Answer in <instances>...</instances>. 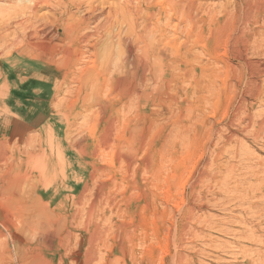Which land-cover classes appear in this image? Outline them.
<instances>
[{
  "label": "rangeland",
  "instance_id": "rangeland-1",
  "mask_svg": "<svg viewBox=\"0 0 264 264\" xmlns=\"http://www.w3.org/2000/svg\"><path fill=\"white\" fill-rule=\"evenodd\" d=\"M204 2L216 9L205 16L207 23L199 32L193 30L187 44L181 38L171 42L182 49L188 45L191 51L184 56L194 64L200 57L205 65L207 99L200 113L190 105L196 93L185 97V88L194 90V78L186 75L183 81L179 68L167 105L105 91L100 105L89 106L91 97L76 90L77 77L65 79L55 65L58 54L52 59L40 41L29 47L10 44L23 34V28L15 29L16 22H11L23 16L15 14L17 20L12 2L0 4L6 8L0 11V36L8 35L0 40V101L8 92L3 76L9 72L16 84L24 80L16 106H30L33 112L23 115L38 123L25 128L22 114L0 103V176L7 170L19 176L22 199L48 206L49 218H63L73 233L76 264H264V4ZM51 12L48 6L38 7L36 16L51 18ZM22 54L41 57L42 62L23 60ZM31 70L48 75V90L33 89L35 81L27 77ZM30 84L32 90L26 88ZM47 157L53 168L42 175L40 163Z\"/></svg>",
  "mask_w": 264,
  "mask_h": 264
},
{
  "label": "bare ground",
  "instance_id": "bare-ground-1",
  "mask_svg": "<svg viewBox=\"0 0 264 264\" xmlns=\"http://www.w3.org/2000/svg\"><path fill=\"white\" fill-rule=\"evenodd\" d=\"M204 1L205 0H116V3L115 4L113 3L114 5H112L110 3H107L105 0H99V1L98 0H0L1 2L0 4H6L5 2L7 3L12 2L14 6L12 5L11 7H14L15 10V12L13 10L14 15L15 14L20 15L19 12H22L21 14L23 16V20L18 22L14 18H12L14 17L12 16L11 18L14 19V21H12L11 23L16 22L17 27L14 24L11 25H14L15 29L18 27L20 29L22 27L23 34L18 31V33L22 35L20 37L18 36L14 37V34L12 33L14 38L12 41H10L13 43L10 44L26 43L25 45L28 44L34 45V44H38L37 41H40L39 45L46 47L48 51L51 52V55H53L51 57L52 59H54L56 54H58L59 56L57 60L59 59V61L56 62L55 65L61 68L60 70L62 71V75H64L65 79L67 77L69 78L70 76L77 77L76 90L79 91L81 94L85 95V98L86 95H89L91 97L92 102H89L90 103L89 106L99 104V100H101L99 99V96L105 91H112L113 93L115 92L131 100H133L134 98L136 99L139 98V100L145 98L146 103L153 102L154 105H156L158 101L159 103L161 101H164L166 102L167 105L168 104L167 101L172 96L170 94V91L174 89V88L172 89V87H174L172 86L173 85L172 81H174L175 78L174 73L175 70L179 68L180 70L183 71L182 72V75L184 77L182 78L183 81L186 78L185 77L186 75L191 79L194 78L193 81L194 88L193 87L192 88L195 91L185 88V97L186 99L191 98L192 92L196 93L195 95L192 94L195 98L193 97L194 102H190V105L194 103L196 111L198 110V112L200 113L201 111L205 112V107H203L204 105L202 104V100L207 99L203 97L204 89L205 87H207L206 86L207 84L206 85L204 84L207 81V79L204 77L206 74L205 72H207L205 71V65L200 57L198 58L196 57L197 59L194 64L193 62L190 61V58L187 59L188 55L186 57L184 56L185 52L191 51V48L188 45L187 46L185 45L186 48L182 49L181 47H183V45H177L171 42L175 40L177 41L178 38H181L183 39V41L181 42L183 44L185 43L187 44V41L190 38V35L193 32V30L196 29V31L199 32V30L202 29L203 24L207 23L205 22L206 19L205 16L207 14L210 15L209 14L210 12H215L216 9L214 8L215 11L214 9H209V6H207V3L205 4ZM262 1L264 4V0ZM245 3L246 5H248L247 4L248 1L247 2L245 1ZM16 5H18L17 8ZM42 6H48L50 8V10L52 11L51 15H49L48 13L47 14L51 18L47 16H46L47 18L36 16V10L38 9V7H42ZM242 6L243 5H241V7ZM213 7L214 5L212 6V8ZM256 7H258V5H256ZM216 8L220 9L218 6ZM5 10L6 8L3 5H0V11L2 12ZM245 10L247 11V9ZM255 10H259V9H255ZM250 11L252 10L250 9L249 12ZM19 17L17 20H19ZM248 19L249 20L254 19V21L251 22L253 23L256 22L255 18L253 17L251 18V16ZM261 19H263V17ZM3 27H1L0 29H2ZM253 27L254 26H252V28L250 29L252 30ZM27 29L28 32L29 30H31L29 33L27 32L29 34V37H27L28 34L25 33ZM250 29L248 28V30ZM256 30L258 29L256 28ZM15 31L14 33L16 35ZM258 32L256 31V33ZM248 34H250V32ZM252 34H250V36ZM60 35H62V38H59ZM254 35H252L251 37L253 38ZM170 36H172V38H170ZM198 36L201 39L200 34H198ZM6 38H8V35L6 37L5 34L4 35L1 34L0 40H7ZM256 38H257V34H256ZM259 38L261 39V37H258V39ZM58 39H61V42L58 41ZM252 41L256 42V40H252ZM195 45L197 44L195 43ZM167 47H169L170 49L169 52L166 51ZM166 52L169 54L168 56L166 54V57H170L168 59L163 57L164 56L163 53L165 54ZM174 56L179 57L178 58L179 60L177 59L178 62L173 59ZM192 58H194V56ZM247 58L248 56L246 57V59ZM21 59L23 60L29 59L32 61H36L38 63L42 62L41 57H29V55L27 57V55L25 54H22ZM246 59L244 60L246 61ZM257 63L255 65H257ZM217 67L215 68L217 69ZM262 72L264 73V71H261V73ZM204 78L206 79L205 82H204ZM211 79L213 81V78ZM179 81L181 83V80ZM63 85L65 86V84ZM177 89H179V87ZM210 91H209V95H210ZM214 92L216 91H213V93ZM205 95L207 94L205 93ZM126 98L124 99L127 100ZM108 102H109L108 104H110V100ZM119 105H122V103H120ZM116 107L111 106L110 108L113 109L112 110L113 112L121 114L120 112L121 110ZM203 108L204 110H202ZM101 110H99V112H102ZM195 115H197V112ZM43 162L44 163L42 164L40 163L41 165L40 167L42 169L40 173H42V175L44 172L47 173V170L48 172L51 171V169L53 168L52 164L54 163L50 157H47V160H44ZM36 163L34 164L35 167H36ZM9 168L11 167H8V169ZM61 168H59V170H61ZM7 171H4L3 174H1L0 176V264H76L78 258L73 245V239L71 237V234L73 233L71 232V229L68 227L69 225L67 226V223L64 222V220H62L63 222L60 221L63 218H58V217L57 219L49 218L48 215L51 214H48V210L50 211L51 209L45 204L44 205L39 204L37 203L38 202L37 201L34 202V205L32 204L29 205L25 201L26 199L24 200L25 198L24 195L22 199L21 192L23 191V189L20 185L22 182L21 179L19 178V176L18 177L12 176L11 175L12 173H8L9 171L8 172ZM52 174L54 175V172ZM48 178H50V176H48ZM107 191L108 190H106V192ZM70 217H72V215ZM64 238H66L65 242L63 240ZM64 245L66 248H68L69 250L68 253L61 252L62 248H65L63 247ZM66 250L63 249L64 252H66ZM257 252L259 253V251ZM258 253L256 255L260 254ZM258 258L259 257H257V260Z\"/></svg>",
  "mask_w": 264,
  "mask_h": 264
},
{
  "label": "crops",
  "instance_id": "crops-1",
  "mask_svg": "<svg viewBox=\"0 0 264 264\" xmlns=\"http://www.w3.org/2000/svg\"><path fill=\"white\" fill-rule=\"evenodd\" d=\"M19 76L20 74L18 73L14 77L18 78ZM3 77H4L3 82H5L8 85V92L5 95V97L0 101V103L11 113L17 112L19 114H22L20 116L22 118L25 128L37 126L38 123L37 124L35 123V125H33L34 124L33 119H36V118H30V117L26 118L25 115H23L25 113L33 112V109H31L30 106L29 107L23 106V108L16 106L17 99L19 98V96L22 95L19 89L25 88L24 86H21V83H23L24 80H21L18 85L15 83L14 79H10L9 72H5ZM27 77L33 78V80L35 81L34 83L36 86L33 89H39L37 93H39L41 90H45V91L48 90L49 88L48 84L50 83L48 80V75H45V73H42V71H36V70L32 71L31 70V72L29 73ZM31 82L33 81L31 80ZM31 84L28 85L26 88L32 90Z\"/></svg>",
  "mask_w": 264,
  "mask_h": 264
}]
</instances>
